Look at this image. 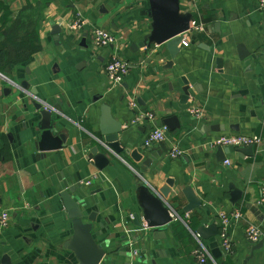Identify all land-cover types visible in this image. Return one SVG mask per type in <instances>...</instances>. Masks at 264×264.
Masks as SVG:
<instances>
[{
	"label": "crops",
	"instance_id": "0c3cea01",
	"mask_svg": "<svg viewBox=\"0 0 264 264\" xmlns=\"http://www.w3.org/2000/svg\"><path fill=\"white\" fill-rule=\"evenodd\" d=\"M150 12L149 0H0V217L8 214L7 226L0 225V264L5 256L10 264H79L68 245L75 220L63 207V191L82 210L76 221L102 254L100 264H198L192 252L200 245L210 255L206 264H264V246L252 251L244 235L249 224L264 233V208L255 206L264 189V20L258 2L178 0V14L189 13L204 30L185 35L170 66L163 45L137 48L152 33ZM78 20L86 25L71 29ZM94 28L110 32L114 44L96 49ZM112 53L129 64L116 87L104 70ZM35 103L53 111L51 138L61 148L40 150ZM103 104L121 124L120 146L128 153L109 156L99 170L87 155L100 135ZM145 114L154 119L137 120ZM170 118L173 131L164 125ZM162 126L166 140L144 148L147 135ZM221 135L260 142L252 155L238 151L249 146L225 148L222 159L211 146ZM173 146L183 152L175 159L168 156ZM151 156L139 176L135 170ZM142 187L175 212L188 205L183 192L191 188L201 206L158 231L137 226ZM234 210L243 219L228 227L232 252L223 253L218 236V249L210 250L197 231L219 230L218 214Z\"/></svg>",
	"mask_w": 264,
	"mask_h": 264
},
{
	"label": "water",
	"instance_id": "95a60500",
	"mask_svg": "<svg viewBox=\"0 0 264 264\" xmlns=\"http://www.w3.org/2000/svg\"><path fill=\"white\" fill-rule=\"evenodd\" d=\"M149 3L151 8L150 15L154 21L152 24V33L145 36L137 48H143L150 44L163 45L164 49H166L170 55L171 60L169 64H167L170 66L180 54V47L183 45L185 35L189 32L191 15L189 13L185 15L178 14V0H149ZM242 54H244V52H242ZM247 55H245V57ZM182 80L184 83L182 92L185 98L188 99L190 95L188 82L184 78ZM34 108L42 119L40 130L43 131V145L40 150H57L61 148L62 146L51 138L52 134H56L53 111L42 103H35ZM100 112V135L96 137L97 144L89 149L87 157L93 161L96 168L103 170L110 163L109 156L113 155L120 157L121 154H127L128 151L120 146L119 136L122 133L121 124L113 120L109 106L103 104L100 108ZM172 121L174 122V118H170L164 122V125L171 131L175 128ZM212 130H214V128H212ZM59 139L64 141L62 136H60ZM217 151L222 154V159H224L225 155L228 153V149L221 147H218ZM238 151L252 155L253 146H249L246 149H238ZM152 161V156L145 158V160L141 162V166L135 170L136 173L141 176L142 173L150 167ZM70 192H73V189ZM138 193V204L142 210V214L141 217L137 214L134 216L133 221L137 226L145 225L148 229H155L153 231H158L156 229H162L171 222L169 214L171 211L169 207L165 205V201L156 194L150 193L146 187L139 188ZM183 194L188 201V205L181 211L176 212L180 218L201 206V201L196 198L191 188L185 189ZM59 196L65 211L68 213V217L71 220H75L74 236L71 242H68V245L76 254L79 264H100L103 258L102 254L95 249L90 240L91 238L84 234L83 231H87V228L82 227L80 222L76 221L83 217L82 210L68 192L63 191ZM231 202L235 204L236 201L231 200ZM260 218V220L263 221L264 218ZM90 219L92 220V218ZM227 230L229 232V229ZM197 235L199 238L209 241L208 247L210 250H216L218 243L215 237H219V230L217 228L212 226L209 228H200L197 231ZM248 242L252 246V251H257L264 246V240L257 243ZM212 254L215 255L213 251ZM2 264H10L7 256L3 258ZM104 264H106V262Z\"/></svg>",
	"mask_w": 264,
	"mask_h": 264
},
{
	"label": "built area",
	"instance_id": "2783aa9c",
	"mask_svg": "<svg viewBox=\"0 0 264 264\" xmlns=\"http://www.w3.org/2000/svg\"><path fill=\"white\" fill-rule=\"evenodd\" d=\"M191 2H195L196 0H190ZM258 6L260 9V12L263 16L264 20V0H257ZM86 24L82 20L76 21L74 24H72L71 29L73 30H80L82 27H84ZM190 28L189 32H202L203 26L198 23L197 21L191 20L190 21ZM92 40H93V46L96 49H101L104 47H110L114 44L115 39L114 36L101 28H94L92 30ZM186 42H183L185 44ZM105 74L107 76V79L109 80L112 87L120 86L129 70V64L120 59L116 54L112 53L109 56L108 61L105 63L104 66ZM129 106L131 108H135L136 104L134 101H131ZM191 113H199V110L192 109ZM149 120L152 121L154 117L151 114H145V116L138 118L137 120ZM167 135V129L166 127H155L145 138L143 142L144 148H149L155 144H158L160 142H163L166 140ZM260 142L259 137L257 136H244V135H221L215 138L212 141V148H241V147H248V146H255L258 145ZM182 150L179 149L177 146H173L172 149L168 152V156L171 159L178 158L182 155ZM229 160H224V165H229ZM255 206L257 208H264V189H262L260 196L258 200L255 203ZM169 214L170 218L173 220L180 219V217L177 215V213L170 208ZM219 218V239H220V245L223 250V253L225 255L230 254L233 249V242L228 234V227L231 224H235L240 222L243 219L242 214L237 211H231L229 212H220L218 214ZM8 223V214L2 213L0 217V225L2 227L7 226ZM244 235L247 241H251L253 243H257L259 241L264 240V233L255 226L254 224H249L247 228L244 230ZM192 256L196 259L198 264H206L207 259H209L210 255L208 251L203 247L199 246L196 250L192 252Z\"/></svg>",
	"mask_w": 264,
	"mask_h": 264
}]
</instances>
